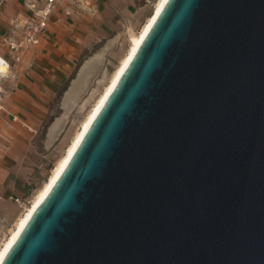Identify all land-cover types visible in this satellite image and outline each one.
Returning <instances> with one entry per match:
<instances>
[{
    "label": "water",
    "instance_id": "obj_1",
    "mask_svg": "<svg viewBox=\"0 0 264 264\" xmlns=\"http://www.w3.org/2000/svg\"><path fill=\"white\" fill-rule=\"evenodd\" d=\"M0 264H264V0H167Z\"/></svg>",
    "mask_w": 264,
    "mask_h": 264
},
{
    "label": "crops",
    "instance_id": "obj_2",
    "mask_svg": "<svg viewBox=\"0 0 264 264\" xmlns=\"http://www.w3.org/2000/svg\"><path fill=\"white\" fill-rule=\"evenodd\" d=\"M149 3L150 0H59L41 43L27 50L21 59H11L8 73L0 76L6 108L0 113V226L16 216L21 204L15 197L22 198L27 184L38 174V133L53 113L56 100L60 99V108L65 112L50 125L43 141L45 148L89 86L106 48L143 18ZM29 15L25 0H5L0 4V54L10 57L5 37L16 19L24 22ZM138 31H130L129 41ZM104 40V48L84 59ZM28 207L27 204L15 224Z\"/></svg>",
    "mask_w": 264,
    "mask_h": 264
},
{
    "label": "rangeland",
    "instance_id": "obj_3",
    "mask_svg": "<svg viewBox=\"0 0 264 264\" xmlns=\"http://www.w3.org/2000/svg\"><path fill=\"white\" fill-rule=\"evenodd\" d=\"M155 1L156 0H150L148 10L146 11V13H144L143 18L140 19L133 28L128 30L127 34L116 36L115 39L106 48L103 62L100 65L98 71L91 78L89 86L82 93L81 98L77 102H75L73 107L69 110L64 125L58 131L57 135L51 140V143H49L48 147L45 148L43 147V141L45 140L50 125L58 116L62 115L65 112V110H62L60 108V104H59L60 99L58 98L56 100L53 113L50 115V117L44 123L43 127L38 133L39 135L38 138L40 142L37 147V152H38V156L41 159L40 160L41 162H39L40 166H37L38 174L35 177V179L31 181L30 184H27L26 194L21 198L23 201H27L26 204L19 205L18 212L14 218H12L8 222L1 223L0 249L2 248L3 244L8 239V237L10 236V234L13 232V230L15 229L16 224L18 223L17 222L15 224V222L22 213V211L24 210V207H26L27 204L28 206H30L32 200L38 193L39 189L48 179L47 177L50 175L54 166L57 164L60 158L65 154L69 145L74 140L80 125L85 120L86 116L88 115L89 111L92 109L96 100L98 99L102 91L105 89L106 85L113 76L114 72L121 64L122 60L124 59L126 53L128 52L129 47L133 43V40L131 42L129 41L130 31L131 30L138 31L141 25L142 24L144 25V23L146 22L145 20L147 16L150 14ZM154 9L155 8H153V11ZM106 41L107 40H104L102 44L95 46L91 52H88L86 58L84 59H88L94 53L104 48L107 45ZM123 55L124 57L121 60ZM40 169L42 173L40 172ZM29 200H31L30 203L28 202Z\"/></svg>",
    "mask_w": 264,
    "mask_h": 264
},
{
    "label": "bare ground",
    "instance_id": "obj_4",
    "mask_svg": "<svg viewBox=\"0 0 264 264\" xmlns=\"http://www.w3.org/2000/svg\"><path fill=\"white\" fill-rule=\"evenodd\" d=\"M167 0H157L154 6V11L151 13V15L148 17L144 25H142V28L140 31H138L136 34H134L130 41L133 40V43L128 49V52L126 53L124 59L122 60L121 64L118 66L116 71L114 72L113 76L109 80L108 84L106 85L105 89L102 91L98 99L96 100L95 104L93 105L92 109L89 111L88 115L86 116L85 120L82 122V124L79 127V130L72 141V143L69 145L68 149L66 150L65 154L60 158V160L57 162V164L54 166L53 170L51 171L50 175L48 176V179L44 182L42 187L39 189L38 193L32 200L30 206L27 208L25 213L22 215L18 223L16 224L15 229L10 234L8 239L3 244L2 248L0 249V263L3 260L4 256L8 252V250L11 248L17 237L19 236L21 230L24 228L28 220L30 219L31 215L35 211V209L38 207V205L41 203V201L45 198L49 190L52 188L53 184L65 168L66 164L70 160L71 155L76 150L77 146L81 142L83 136L85 135L86 131L88 130L89 126L91 125L92 121L94 120L95 116L103 106L105 100L109 96L110 92L113 90L114 86L118 82L119 78L123 74L124 70L126 69L127 65L135 55L137 49L139 48L141 42L145 38L146 34L148 33L149 29L151 28L152 24L154 23L155 19L157 18L158 14L164 7ZM4 70H7V66L5 65L2 67ZM77 85V84H76Z\"/></svg>",
    "mask_w": 264,
    "mask_h": 264
},
{
    "label": "built area",
    "instance_id": "obj_5",
    "mask_svg": "<svg viewBox=\"0 0 264 264\" xmlns=\"http://www.w3.org/2000/svg\"><path fill=\"white\" fill-rule=\"evenodd\" d=\"M4 1L5 0H0V4ZM68 1L81 2L82 0ZM25 2L30 9V15L24 22L16 19L10 29V33L5 37V42L8 44L10 50V57L0 54V76L8 73L11 59H21L22 55L27 50L41 43L42 36L49 25L51 15L59 3V0H25ZM66 12L70 13L71 9H67ZM5 65L7 66V70L2 68ZM1 92L2 88L0 86V113L6 109ZM14 118L16 117L14 116ZM15 199L21 205L27 202L19 197H15Z\"/></svg>",
    "mask_w": 264,
    "mask_h": 264
}]
</instances>
